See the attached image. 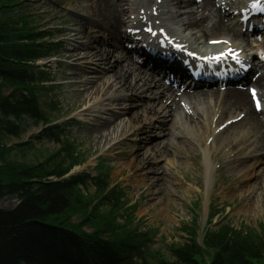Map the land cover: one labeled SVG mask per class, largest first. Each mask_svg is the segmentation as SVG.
Returning a JSON list of instances; mask_svg holds the SVG:
<instances>
[{"label":"rangeland","instance_id":"rangeland-1","mask_svg":"<svg viewBox=\"0 0 264 264\" xmlns=\"http://www.w3.org/2000/svg\"><path fill=\"white\" fill-rule=\"evenodd\" d=\"M74 1L18 0L12 6L0 8L2 27L6 30L12 29L11 35L4 34V29L2 30L3 34L0 32V35L2 37L10 36V42H19L16 41V38L19 37L17 35L25 28L29 32L31 31L35 37L48 35V38L35 41H37L36 45H41L49 52L53 51L56 44L64 42L60 44L61 54L58 59L52 56L54 57L53 62L50 58V60H43V63L48 65L45 69L47 79L43 78L37 82L40 89L38 86V88H33L36 102L44 115L51 118L52 122L58 121L61 124L60 129L63 130L60 136L61 143L48 140L44 135L46 129L40 132L44 129V124H35L34 121L27 118L23 119V132L19 137L2 131L0 127L1 180L6 184L15 183L14 181L22 179L20 176L28 170L30 174L53 171L54 166H44L42 171L37 169L39 164L45 165L47 161L51 164L52 155L61 153V157H63L65 153L62 152V149L64 143H67L77 156H74L76 163L73 167L64 168L69 169L68 173H72V170L79 167L83 174H88L90 177L107 171L109 173L108 189L118 190L127 196L119 202L116 200L115 202L118 203L114 205L112 199L111 201L102 198L101 194L97 196L100 189L96 188L94 183L86 182L89 187V190L85 192L87 193L86 198L87 195L90 197V201L94 198L91 208L99 207L97 214L93 217L95 222H88L90 217L86 207L82 211L70 214L68 221L74 225H81L87 221L88 225H83L82 230L89 235L107 231L108 225H112L117 231L116 235L121 238L124 234L146 233L151 241L148 251L152 254L161 251V255L164 257L160 259L170 261L175 260L171 259L170 245L176 244L179 247L182 244H187L193 234L197 232L198 242L202 249L207 251L204 244L206 232L208 230L216 231L227 224L236 228L234 231L237 236L247 235L246 231L253 232V235H263L264 238V184L254 185L258 180H244L240 175H237V171L243 166L239 168L236 166L234 170L228 167L224 168L220 173L221 182L214 185L211 189V196L208 198L204 168L187 162V160H183L184 164L181 167L177 152L174 150L167 154L165 159H160L158 162V165L162 166L168 174L175 172V175H171V177L165 176V180L169 184L166 193H170L164 194L160 189L168 184L161 181L163 178L158 179V182L155 183L147 175L149 174L150 177L159 176L160 173H151L150 168L154 167L153 164L148 165L145 170L140 172H135L133 168L125 167V165L121 168L120 165L128 161L126 158L138 149L139 146L136 142H127L126 145L119 146L120 149L111 152L107 150L111 145V139L108 144H98L95 140L97 135L94 130L91 131V125L78 122L71 124V119L77 118L76 112L82 109L81 106L76 107L75 100L76 102L81 100L74 97L73 87L57 88L56 85L67 82V77L73 72L71 65L73 61L68 58L67 51L73 45L78 44L76 37L72 42L70 40L75 35L73 31L75 30L74 24H76L73 21L71 9H77L78 6L77 3L73 5ZM59 62L60 64H58ZM34 73L37 74V71ZM15 89L16 87L13 85L5 86L0 94L2 97H9ZM94 120L92 122L97 125L99 122ZM128 130L130 128L120 135L122 136ZM186 151L190 153L187 149ZM193 154L195 153L191 152L189 156ZM196 158L200 163L202 162V158L198 156ZM166 160L170 164L168 162L167 164ZM69 162L70 160L67 161V163ZM173 163L172 167L174 168H171ZM59 168L62 167L59 166ZM52 178L54 177L48 179L52 180ZM62 179L64 180L59 182L67 180L66 175ZM213 182L216 183V181ZM18 183L25 184L24 181L21 183L18 181ZM20 202L17 194L9 195L0 202V209L11 211ZM109 216L111 217L109 218ZM99 220L103 225L98 224ZM103 238L110 239L111 237L104 235ZM258 264H262V262Z\"/></svg>","mask_w":264,"mask_h":264},{"label":"bare ground","instance_id":"bare-ground-1","mask_svg":"<svg viewBox=\"0 0 264 264\" xmlns=\"http://www.w3.org/2000/svg\"><path fill=\"white\" fill-rule=\"evenodd\" d=\"M223 1L225 0H216L214 3L213 0H204L202 3H198V0H195L194 6L191 7L190 10L194 9L196 11H190L184 6L185 3H191L190 0H162L161 4L158 3L159 0H136L131 6L126 7L122 2L114 3V0H89L86 2H78V15L81 14L82 16H88V18H97L98 21L95 22V24L100 29L108 31L111 34V40L107 42V45L116 44V47L113 48L115 52L112 54L104 49L97 50L96 47L94 51L91 43H93L95 39V43H99L101 42L100 40H102H97V38H93L90 35L94 28H89L90 25L86 26L87 23L84 24L82 21H78L79 23L75 25V27L79 28L76 29L77 31H75L74 34L77 36H84V40H89L90 43L87 45H73L72 48L67 51L68 57L74 62L80 63V65H83L82 63L88 64L89 60H93L95 63L99 61L98 63L105 62L107 64V69L103 70V72L100 67L90 69V72H94L95 75L99 74L96 77L89 76L87 73L90 68L89 65L73 68V72L67 77L69 87L74 88V97L81 100L78 102L75 100L76 107L81 106L82 108L76 112L77 117L82 122L92 125V120L89 118L94 117L93 115L95 113L102 114L109 111L112 112L108 119H104L102 115L96 116L97 120L100 121V125L99 127L92 125L91 128V131L94 130V133L97 135L95 140L98 144H108L109 139L112 140L110 147L107 149L111 152L112 150L120 149L119 145H126L129 138H131H127L126 136L131 133H150L145 134L143 137L144 140H142L138 149L135 153H131L128 158H126L128 161L121 164V168L125 165V167L133 168L135 172H140L145 170L150 164L158 165L159 160L165 159L168 152L171 153L172 150H176L177 153L186 156L185 152H181L179 149L181 139L188 141V137L185 135L184 130L187 131V134L190 135L192 139L199 137L205 140L212 136V133H209V129L212 128L213 122H217L218 126H220L219 122L223 123L225 120H232V118H237L244 113V118L239 119V121L235 119L230 127L226 128L219 136L214 138L211 142V146L216 149V152L219 150L222 152L224 151V154L227 149L229 151L228 156H230L235 153L234 146L239 145L238 143H249L250 148L246 147L245 149H241L234 159L244 162L243 157L249 156L248 159L255 160L251 166V171L256 167H261V171L258 182L254 185L264 184V127L261 124V114H257L255 111L251 96L247 91L236 88L232 89L233 91L224 92L217 87H214L217 88L216 90H211L212 87L205 93L195 91L190 96H186L189 101L187 105L182 108L180 99L175 96V92L172 91L170 94L167 88L168 85L163 84L164 78H162V75L164 72L159 74L161 80L158 81L150 71H139L140 67L131 60L132 54L123 48V42L125 38L128 37L126 33L127 29H138L140 27V21L150 15L160 12V15H154L153 18L161 21L173 36H178V38L181 39L180 44L183 43V45L187 46V52L197 51L203 55L215 52L216 56H218L220 55L219 52L224 49V44L221 42L220 44L222 45L213 47L210 46L208 42L212 43V40L217 42L224 39L233 41L235 43L233 47L243 49L242 47L245 46H242L239 40H237L238 42L235 40V38L237 39L238 37V32L235 31L236 26L233 21L229 19V15H227L229 13L232 14V12L223 13L222 9L218 7ZM231 2V0L228 1V3L226 2L227 6H229L228 4H231ZM158 6H162L163 8H159ZM141 11H144V13H141ZM126 13L128 14L125 15ZM29 33L32 35L31 31ZM32 36H34V34ZM117 36H119V40H117ZM145 44L148 46L147 43ZM138 45L142 47L143 42L139 41ZM84 47H87V49L91 51L87 54L83 53L81 49H84ZM167 50V47L163 48L160 54ZM115 53L117 54L116 57ZM249 56L248 54L247 57ZM120 61H123L124 65H120ZM85 67V71H82L81 68ZM253 70L255 72L264 70V63H259ZM250 80H252V77ZM140 83L144 84L140 85ZM250 83L259 89L264 88V79L259 78ZM5 86H11V82L0 80V88L4 89ZM138 86L140 89L146 88L147 91H149V89H154L152 95L155 97V103L153 106H133V110L126 109L125 106H122V108H124H120L119 110L121 113H125V115H130L138 111L140 117L144 118V124H141L142 128H130L128 132H125L121 136L120 134L131 125L130 119L126 124L118 120L116 117L118 114H113L112 111L117 110V107H113L115 104L109 107L105 102L112 101L113 103H117L128 100L130 99V94H128V92L139 91L140 89ZM157 92L160 93L158 97L155 95ZM262 97L264 98V92H262ZM118 105L120 106L121 104H117L116 106ZM152 119L153 121L147 123L148 120ZM155 124H159L157 130L161 131L158 136H155L156 133H153L155 131L154 128L157 127ZM216 138L219 139L217 140ZM117 142L120 144H117ZM211 146L210 148L206 146L204 149V168L206 169L205 176L207 179L206 194L208 198L211 196L210 188L213 186L212 180L215 172L213 166L215 164L211 159ZM216 152H214V154ZM181 160L182 162L180 161V165L182 167L184 164L183 160L185 159L182 157ZM167 162L168 160H166V163ZM172 165H174V163L171 164V168H174ZM79 169L80 167L72 170V173ZM154 171L155 172H151L156 174L160 173L159 176L150 177L149 174L147 175L155 183L158 182V179L162 178L161 181L167 183L165 176L171 177V175H175V172L168 174L162 166L154 169ZM238 175L249 177V170L246 168L240 169ZM168 187L169 184L165 185L164 188L160 190H162L164 194H169L170 192L166 193ZM106 196H108V194H106ZM122 196L123 198L127 197L124 193ZM117 203L118 202H114V204ZM98 210L99 207L97 206L94 212ZM110 217L111 216H109V218Z\"/></svg>","mask_w":264,"mask_h":264},{"label":"trees","instance_id":"trees-1","mask_svg":"<svg viewBox=\"0 0 264 264\" xmlns=\"http://www.w3.org/2000/svg\"><path fill=\"white\" fill-rule=\"evenodd\" d=\"M17 2L0 0V8ZM3 29L0 23L2 34ZM4 30V34L11 35L12 29ZM19 32L17 43L10 42V36L0 35V80L9 81L11 86L17 88L9 97L0 94V127L2 131L16 137L23 132L24 118L35 124L48 120L41 112L33 90L34 83L44 78L43 74H35V68L29 67L27 63L46 57L49 51L37 46L35 40L39 38L30 35L26 28ZM54 137L59 142L56 134ZM62 152L65 153L63 157L61 153L52 155L51 164L47 161L45 165L39 164L37 169L42 171L44 166H54L53 171L30 174L28 170L19 175L22 179L9 184L0 178V202L12 194H17L21 200L11 211L0 209V264H264V238L257 234L254 236L253 232H245L248 237L237 236L228 225L206 235L204 244L207 251L199 246L196 233L189 243L173 246L171 251L174 261L160 259L164 257L160 252L152 254L144 250L149 243L145 234L130 233L121 238L116 235L117 231L112 225H108L107 231L95 235L85 233L82 228L88 225L87 221L74 225L68 219L70 214L82 211L85 207L88 214L96 211L95 207L91 208L94 198L91 201L88 195L86 198L85 192L89 190L86 186L87 177H72L61 182L48 179H62L69 170L64 168H71L76 163L69 144L64 143ZM18 181H24L25 184L21 185ZM96 188L100 189L99 196L106 184L99 181ZM88 222L95 221L90 218ZM99 223L103 225L101 220ZM104 235H110L111 238L104 239ZM134 256L139 259L136 263H133Z\"/></svg>","mask_w":264,"mask_h":264},{"label":"snow or ice","instance_id":"snow-or-ice-1","mask_svg":"<svg viewBox=\"0 0 264 264\" xmlns=\"http://www.w3.org/2000/svg\"><path fill=\"white\" fill-rule=\"evenodd\" d=\"M254 6H258V5H254ZM149 31L151 32V29H149ZM153 35H155V33H153ZM231 54V53H230ZM237 62L239 63V60H237ZM252 95H253V98H255L256 97V93H255V90H253V92H252ZM256 107H257V110H260V101L259 100H257V102H256Z\"/></svg>","mask_w":264,"mask_h":264}]
</instances>
